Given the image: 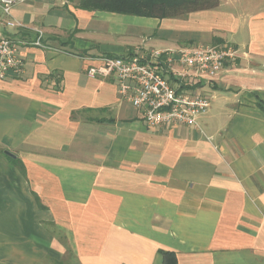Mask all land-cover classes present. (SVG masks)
I'll use <instances>...</instances> for the list:
<instances>
[{
	"label": "crops",
	"instance_id": "0c3cea01",
	"mask_svg": "<svg viewBox=\"0 0 264 264\" xmlns=\"http://www.w3.org/2000/svg\"><path fill=\"white\" fill-rule=\"evenodd\" d=\"M12 16L25 26L0 6L25 61L0 80V264H264V0L163 18L24 0ZM196 43L238 48L192 86L210 97L199 127L151 126L115 77L87 74Z\"/></svg>",
	"mask_w": 264,
	"mask_h": 264
},
{
	"label": "built area",
	"instance_id": "2783aa9c",
	"mask_svg": "<svg viewBox=\"0 0 264 264\" xmlns=\"http://www.w3.org/2000/svg\"><path fill=\"white\" fill-rule=\"evenodd\" d=\"M24 0H0L5 25L23 28L25 24L12 16V9ZM32 44L46 47L44 31L36 28ZM238 56L231 43H196L180 47L153 49L125 56H103L99 65L87 68L93 78L115 77L119 93L142 109L146 122L155 127L185 123L199 127L198 117L210 106L208 94L192 86L211 83L227 61ZM25 61L20 44L0 33V80L8 74L24 72ZM172 75L174 81L169 78Z\"/></svg>",
	"mask_w": 264,
	"mask_h": 264
},
{
	"label": "trees",
	"instance_id": "16d2710c",
	"mask_svg": "<svg viewBox=\"0 0 264 264\" xmlns=\"http://www.w3.org/2000/svg\"><path fill=\"white\" fill-rule=\"evenodd\" d=\"M84 6L155 17L183 16L192 11L218 7L220 0H79ZM165 264H175L166 258Z\"/></svg>",
	"mask_w": 264,
	"mask_h": 264
},
{
	"label": "rangeland",
	"instance_id": "374dc122",
	"mask_svg": "<svg viewBox=\"0 0 264 264\" xmlns=\"http://www.w3.org/2000/svg\"><path fill=\"white\" fill-rule=\"evenodd\" d=\"M65 261H66V260H61V261L59 262V264H65Z\"/></svg>",
	"mask_w": 264,
	"mask_h": 264
}]
</instances>
